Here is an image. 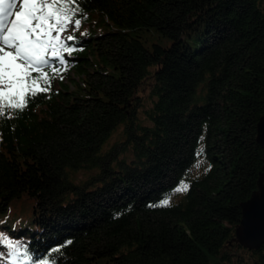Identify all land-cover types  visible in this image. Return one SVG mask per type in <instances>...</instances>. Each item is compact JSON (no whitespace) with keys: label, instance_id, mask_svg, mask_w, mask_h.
I'll use <instances>...</instances> for the list:
<instances>
[{"label":"trees","instance_id":"16d2710c","mask_svg":"<svg viewBox=\"0 0 264 264\" xmlns=\"http://www.w3.org/2000/svg\"><path fill=\"white\" fill-rule=\"evenodd\" d=\"M77 4L51 90L0 117V264H264L236 241L264 167V0Z\"/></svg>","mask_w":264,"mask_h":264},{"label":"snow or ice","instance_id":"6c2138e0","mask_svg":"<svg viewBox=\"0 0 264 264\" xmlns=\"http://www.w3.org/2000/svg\"><path fill=\"white\" fill-rule=\"evenodd\" d=\"M78 12L77 0H0V117L23 111L32 98L51 90L52 79L61 72L55 62L66 64L64 53L74 51L65 39L75 37L64 38L62 33L69 25L80 27L81 20L75 19ZM188 187L182 183L176 191ZM168 204L165 199L159 206ZM10 248L14 257L19 246L10 244Z\"/></svg>","mask_w":264,"mask_h":264},{"label":"water","instance_id":"95a60500","mask_svg":"<svg viewBox=\"0 0 264 264\" xmlns=\"http://www.w3.org/2000/svg\"><path fill=\"white\" fill-rule=\"evenodd\" d=\"M256 128V140L264 150V115L259 118ZM236 241L249 249L258 248L264 242V167L257 181V190L241 203Z\"/></svg>","mask_w":264,"mask_h":264},{"label":"rangeland","instance_id":"374dc122","mask_svg":"<svg viewBox=\"0 0 264 264\" xmlns=\"http://www.w3.org/2000/svg\"><path fill=\"white\" fill-rule=\"evenodd\" d=\"M73 27H74V25H69V27L67 28V30L62 33V36L64 38H66V33H69L70 30L73 29ZM139 94L142 95V96H147L148 95V92L146 90H143V91L141 90L139 92ZM117 137H118V134L117 133L112 134V136L110 137V140H109V144H111ZM203 169L204 168L201 166V164L200 163H197L194 166L192 172L193 173H198L200 171H204ZM75 176H76L75 179L77 178L78 180H80V179H84L88 175H87V172L86 171L81 170ZM242 252H244V251H242ZM244 253H245L244 257H247V255H248L247 252H244Z\"/></svg>","mask_w":264,"mask_h":264}]
</instances>
